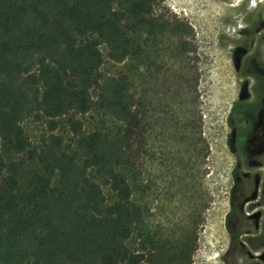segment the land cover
<instances>
[{
    "label": "trees",
    "instance_id": "16d2710c",
    "mask_svg": "<svg viewBox=\"0 0 264 264\" xmlns=\"http://www.w3.org/2000/svg\"><path fill=\"white\" fill-rule=\"evenodd\" d=\"M164 1L0 0V264L193 263L209 143L193 28L159 12ZM106 58L131 59L139 89L128 72H103ZM30 116L47 118L38 143ZM148 148L164 156L172 215L145 200Z\"/></svg>",
    "mask_w": 264,
    "mask_h": 264
},
{
    "label": "rangeland",
    "instance_id": "374dc122",
    "mask_svg": "<svg viewBox=\"0 0 264 264\" xmlns=\"http://www.w3.org/2000/svg\"><path fill=\"white\" fill-rule=\"evenodd\" d=\"M158 11L187 20L197 46L192 61L200 75L196 107L202 115L203 137L209 143V155L200 167L203 171L207 166L208 171L199 180L210 196V203L199 227L192 264H264V158L256 164L249 149L242 154L240 172L244 180L238 201L232 176L236 156L230 144L233 123L236 126L244 122V118L231 112L241 84L245 87L255 79L258 84V76H264V69L248 68L253 63L250 54L254 51L264 66V0H165ZM102 50L107 52L105 45ZM101 70L110 74L128 72L139 89V75L131 59L116 63L106 58ZM261 94L264 96V91ZM79 116L90 129L98 113L90 111ZM60 120L57 132L72 143L74 137L65 117ZM23 125L34 143L49 134L45 116L40 119L30 116ZM139 156L145 182L150 183L145 200L159 204L154 211L158 217L174 214L178 211L175 208L178 196L167 191V178L156 168L157 161L164 158L160 149L140 150ZM105 190L110 194L107 187ZM257 243L263 246L256 248Z\"/></svg>",
    "mask_w": 264,
    "mask_h": 264
},
{
    "label": "flooded vegetation",
    "instance_id": "af4514ba",
    "mask_svg": "<svg viewBox=\"0 0 264 264\" xmlns=\"http://www.w3.org/2000/svg\"><path fill=\"white\" fill-rule=\"evenodd\" d=\"M245 30L246 28L241 31ZM256 51H259V49ZM250 55L253 56V63L250 64L248 68L254 71L264 69V66L261 65L257 59V53L254 51ZM258 77L260 78L258 84L256 79L254 82L251 81L248 84L246 83L245 87L244 83L241 84L239 96L231 109V112L235 113L238 118H244L242 125L236 124V126H234L233 123L230 135V144L236 156V165L232 172V176L233 184L237 186L234 189V193L237 194L242 193L241 186L244 180L240 172L242 154H245L249 149L251 160L256 164H259L261 158H264V102H262L264 96L261 94V90L264 91V76L259 75ZM255 199L259 200L257 197ZM236 200L240 201L239 194ZM254 246L260 248L263 246V243H257Z\"/></svg>",
    "mask_w": 264,
    "mask_h": 264
},
{
    "label": "bare ground",
    "instance_id": "6f19581e",
    "mask_svg": "<svg viewBox=\"0 0 264 264\" xmlns=\"http://www.w3.org/2000/svg\"><path fill=\"white\" fill-rule=\"evenodd\" d=\"M220 260V259H219Z\"/></svg>",
    "mask_w": 264,
    "mask_h": 264
}]
</instances>
